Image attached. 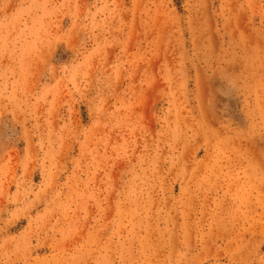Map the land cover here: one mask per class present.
I'll list each match as a JSON object with an SVG mask.
<instances>
[{
    "label": "rangeland",
    "instance_id": "obj_1",
    "mask_svg": "<svg viewBox=\"0 0 264 264\" xmlns=\"http://www.w3.org/2000/svg\"><path fill=\"white\" fill-rule=\"evenodd\" d=\"M0 264H264V0H0Z\"/></svg>",
    "mask_w": 264,
    "mask_h": 264
}]
</instances>
